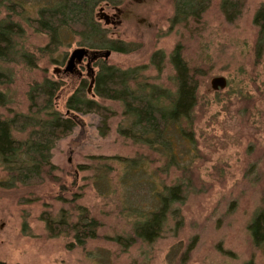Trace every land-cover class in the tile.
I'll use <instances>...</instances> for the list:
<instances>
[{
	"label": "rangeland",
	"instance_id": "374dc122",
	"mask_svg": "<svg viewBox=\"0 0 264 264\" xmlns=\"http://www.w3.org/2000/svg\"><path fill=\"white\" fill-rule=\"evenodd\" d=\"M55 1L8 0L0 6V18L25 30L18 49L37 59L36 68L19 60L0 62V70L13 76L12 83L0 85L8 101L0 106L4 118L29 114L30 88L46 79L62 84L55 105L63 114L81 83L93 97L88 61L84 69L64 73L74 50H90L80 37L70 38L54 55L39 53L49 37L30 22L40 7ZM241 2L242 14L233 22L224 16L222 0H211L200 20L178 26L172 25L175 0H120L118 6L96 8L95 18L108 40L137 47L129 54L112 52L108 65L124 71L148 67L144 76L151 84L175 92L171 58L180 50L198 88L188 138L174 140L171 153L134 143L120 133L132 121L118 101L97 98L113 113L105 129L99 115L73 114L77 126L57 142L52 151L57 169L43 184L6 188L2 183L8 174L0 167V264H264V246L256 247L249 232L255 214L264 209V53L258 58L259 28L254 24L264 0ZM102 8L111 17L122 9L121 24L100 20ZM159 52L165 56L161 72L150 66ZM97 61L90 66L95 75ZM219 77L227 87L215 91L211 82ZM14 136L26 140L27 133ZM170 154L176 165L169 167ZM115 157L139 161V171L125 180L127 165L110 160ZM176 183L185 194L184 203L175 206L181 217L170 215L157 241L138 240L128 249L112 241L132 236L139 215L134 211L151 210L154 194ZM79 207L99 221L98 238L78 246L71 236L50 237L42 214L59 218L66 210L75 218Z\"/></svg>",
	"mask_w": 264,
	"mask_h": 264
},
{
	"label": "trees",
	"instance_id": "16d2710c",
	"mask_svg": "<svg viewBox=\"0 0 264 264\" xmlns=\"http://www.w3.org/2000/svg\"><path fill=\"white\" fill-rule=\"evenodd\" d=\"M211 0H175V14L172 25L186 24L190 20H200ZM8 0H0V6ZM118 6L120 0H56L49 6L38 9L36 19L30 26L38 33L49 37L48 45L39 53L54 55L70 38L80 37L81 44L92 51H111L120 54L135 52V45L122 41L108 40L106 31L95 18V11L101 4ZM241 0H222L221 10L227 21L233 22L242 14ZM254 24L259 28L258 58L264 53V6L256 13ZM25 34L24 28L9 18H0V62L19 60L36 68L35 56L18 49V42ZM165 56L156 53L150 66L162 71ZM99 72L95 75L93 97L86 92V83L67 100V113L56 109L55 99L61 90L59 81L50 79L35 83L28 93L29 114H17L8 119L0 115V167L8 174L2 185L14 188L17 185L33 186L43 184L53 176L56 166L52 163V151L58 141L72 134L77 126L73 114H96L103 118L102 128H108L107 120L113 114L97 100L118 101L124 106V116L131 118L130 128L121 129L122 136L134 143L147 146L155 152L171 153L173 141L188 138V123L197 105V84L191 75L181 52L176 49L171 64L175 70L176 91L151 84L144 76L148 67L121 70L108 65L105 59L98 60ZM97 61V62H98ZM13 76L0 70V85L12 83ZM89 88V92H90ZM8 103L7 95L0 92V106ZM27 133L26 140H18L14 133ZM175 157L170 154L168 166H175ZM127 165L126 178L133 170L139 171V161L110 158ZM155 205L137 216L133 225V235L115 237L112 241L122 248H130L138 240L152 244L163 234L169 216L180 218L176 205L184 203L185 194L181 183L165 186L154 194ZM74 218L62 210L59 218L51 213L42 214L50 237L71 236L78 246L98 238L100 223L89 211L79 207ZM181 222V219H180ZM180 222L178 224H180ZM249 232L256 247L264 246V209L259 210L249 225ZM246 264H253L252 262Z\"/></svg>",
	"mask_w": 264,
	"mask_h": 264
},
{
	"label": "water",
	"instance_id": "95a60500",
	"mask_svg": "<svg viewBox=\"0 0 264 264\" xmlns=\"http://www.w3.org/2000/svg\"><path fill=\"white\" fill-rule=\"evenodd\" d=\"M98 18L102 21L105 22L106 25H116L115 23H111V16L108 15L105 11L104 8L100 9ZM112 52L111 51H91L86 48H78L73 51V53L70 56V59L67 63L66 68L64 69V73L67 72H72L78 65H81L85 59L89 62V65L98 59H105L108 60L109 57L111 56ZM91 78V85H90V90L92 89L94 85V78H95V73L92 70V73L89 75ZM212 89L217 91V90H222L227 87V80L223 77L215 78L211 82Z\"/></svg>",
	"mask_w": 264,
	"mask_h": 264
},
{
	"label": "flooded vegetation",
	"instance_id": "af4514ba",
	"mask_svg": "<svg viewBox=\"0 0 264 264\" xmlns=\"http://www.w3.org/2000/svg\"><path fill=\"white\" fill-rule=\"evenodd\" d=\"M106 8V7H105ZM105 8H104V11H105ZM122 13H123V10L122 9H120V8H116V12L113 14V16L111 17V23H115V24H117V25H119V24H121V22H122ZM99 60V59H98ZM87 61V59H85L84 60V62L81 64V65H78L77 67L78 68H83L84 69V64H85V62ZM88 63V65H87V69H88V71H90V74L92 73V68L91 67H94V64L96 63V61L95 62H93L92 64H91V67H90V65H89V62H87ZM79 76L80 77H82L83 76V72H80L79 73Z\"/></svg>",
	"mask_w": 264,
	"mask_h": 264
}]
</instances>
